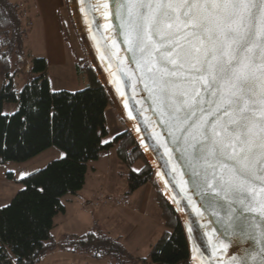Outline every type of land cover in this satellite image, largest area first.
<instances>
[{"label": "snow or ice", "instance_id": "1", "mask_svg": "<svg viewBox=\"0 0 264 264\" xmlns=\"http://www.w3.org/2000/svg\"><path fill=\"white\" fill-rule=\"evenodd\" d=\"M124 7L126 42L151 74L161 117L182 133L197 186L227 198L264 183V0H134ZM186 66L181 90L167 77Z\"/></svg>", "mask_w": 264, "mask_h": 264}, {"label": "trees", "instance_id": "2", "mask_svg": "<svg viewBox=\"0 0 264 264\" xmlns=\"http://www.w3.org/2000/svg\"><path fill=\"white\" fill-rule=\"evenodd\" d=\"M66 5L68 8V0ZM72 25L78 37L73 21ZM24 28L16 4L0 0V50L16 41L21 43ZM69 47L76 58L77 70L89 81V87L77 92L52 91L44 56L34 58L36 76L18 91L10 72V56L8 52L0 55V165L29 161L53 147L65 152L64 157L21 179L23 189L9 204L0 206V264H40L50 251L69 250L71 242L78 249L93 251L95 256L107 254L135 264H190L183 227L158 189L153 170L132 133L127 129L113 141L103 142V136L108 133L105 112L111 99L88 58L79 59L73 46ZM8 102H15L18 107L6 114L4 106ZM112 148H116L130 170L128 196L147 185L157 189L164 230L151 246L148 257H136L120 237L97 227L82 235H66L61 241L52 235L56 217L66 211L63 198L84 188L90 161L98 160L102 151ZM139 161L144 165L141 170H135L134 165ZM7 177L16 180L11 172Z\"/></svg>", "mask_w": 264, "mask_h": 264}, {"label": "water", "instance_id": "3", "mask_svg": "<svg viewBox=\"0 0 264 264\" xmlns=\"http://www.w3.org/2000/svg\"><path fill=\"white\" fill-rule=\"evenodd\" d=\"M68 2L98 80L151 166L162 196L179 218L189 246V263L264 264V183L256 181L225 198L223 193L216 194L218 189L194 182L182 133L161 117L151 74L142 61L138 66L141 53L125 39L130 19L124 6L134 0ZM252 2L260 4V0ZM153 60L157 67L162 66L157 57ZM190 71L186 66L184 73L167 78L176 80L183 90L188 88L183 79Z\"/></svg>", "mask_w": 264, "mask_h": 264}, {"label": "rangeland", "instance_id": "4", "mask_svg": "<svg viewBox=\"0 0 264 264\" xmlns=\"http://www.w3.org/2000/svg\"><path fill=\"white\" fill-rule=\"evenodd\" d=\"M62 17L68 45L73 46L79 59H83L84 57L88 58L82 41L80 40L81 46L78 40L79 34L77 30L78 37L74 31L69 2L68 8L62 12ZM28 35L24 32L21 43L16 41L11 47L0 50V55L8 52L11 58L12 69L10 72L13 74L15 86L18 91H21L36 76L33 72V61L35 57H40V55H36L35 53L39 52L41 46L39 43L36 45L31 44ZM21 56H25V58ZM51 79V89L54 92H77L89 87V81L86 76L80 73L73 65H69L65 73H57L52 70ZM6 105L4 112L9 114L11 105H16V103L8 102ZM105 117V125L108 133L103 136L104 143L113 141L117 134L128 129L113 102L108 105ZM52 149L54 150H47L42 153L43 156H40L45 157L44 162L30 164L29 161H26L22 163L8 162L7 164L16 171L18 177H23L40 169L38 166L42 165L45 167L49 162L47 160H51L54 156H57V158L65 156V152L61 148L53 147ZM59 154L61 157H58ZM143 165L144 163L139 161L134 165V169L141 170ZM129 173V168L121 169L111 166L110 160L108 159H102L101 162H98V160L90 161L87 185L79 192L81 193L82 199H76L74 203H71L68 200L73 197L72 194H68L63 198V203L69 206V214L67 216L60 215L57 219V221L63 219L64 223L61 228H57L55 231L53 230L55 236H60L61 234L63 236V230H68L69 232L71 230H78L80 232L79 235H82L90 231L88 229L90 226L97 224L99 229L104 233L111 232L110 235L114 237L124 236L125 238L124 240L122 239V242L136 257H148L151 250L149 242L153 238V226L151 228L152 230L149 231V226L145 225L143 217L138 211H134L133 207L129 209V212H125L124 210L129 200V196L127 195L129 190ZM8 185L16 188L14 195L24 187L19 182H15L14 184L9 183ZM8 193L4 191L5 195H2L1 198L3 196L5 198L1 199L0 206L7 205L11 202L14 195L13 197H8ZM87 200L92 201V204H86ZM98 200H101L99 202L100 204L95 205ZM132 203L134 205V202ZM68 249L63 250L58 248L56 251H50L40 264H135L132 261H126L124 258L121 259L107 254L103 257L95 256L93 251H87L82 248L78 249L72 242L69 243Z\"/></svg>", "mask_w": 264, "mask_h": 264}, {"label": "crops", "instance_id": "5", "mask_svg": "<svg viewBox=\"0 0 264 264\" xmlns=\"http://www.w3.org/2000/svg\"><path fill=\"white\" fill-rule=\"evenodd\" d=\"M11 1L17 4L20 0H11ZM66 8H67L66 0H29V9H30L31 17L33 19V26L28 32L29 35L28 34L27 35L30 38L31 44L36 45L37 43H39V45L41 46L39 52L35 54L44 56L47 59L48 75L51 82V87H52V79H51L52 70L56 71L57 73H65L68 70L69 65H73L74 67L77 68L76 58L71 48L68 45L67 34L65 33V27L63 23L62 12ZM1 87H2V79L0 76V90ZM6 106L7 105L5 104L4 109L6 108ZM17 107H18L17 105H11V108L8 113H12L16 111ZM49 150L51 151L54 149L51 148ZM40 156H43V154H40L39 156L35 157L36 159L33 158L29 160L30 164H37L38 162H44L45 157H40ZM58 157H61L60 154ZM34 159L35 161H33ZM56 159H60V158L54 156L51 160H47V161L51 162ZM102 159L110 160L111 166H115L121 169L127 168L126 165L119 158L116 148L114 149L112 148L110 150H104V152H101L98 162H101ZM41 167L43 166L42 165L38 166V168ZM94 169L96 170V168ZM9 172L13 173L16 180H11L7 177V173ZM24 177L25 176L18 177L16 171L13 168H11L7 163L0 165V201L2 198H5V196L1 198L2 195H5L4 191L5 193L8 192L11 193V194L8 193V197H13L16 188L14 186L12 188L8 184L9 183L14 184L15 182H19ZM87 182H88V173H87V180L85 186L87 185ZM72 195L73 197H71L68 200L71 203H74L76 199L79 198L82 199L81 193L72 194ZM132 202H134V205ZM86 204L91 205L92 201L87 200ZM125 206H127L124 207L125 212L126 211L129 212L130 211L129 209L133 207L134 211H138L140 213V215L143 217L144 220L143 222L145 223V225L149 226V231L152 230L151 228L153 226V238H151L149 242L151 248V246L161 237L164 230V221H163L159 201L157 198V189L153 185H147L139 189L138 191L129 195L128 203H126ZM68 214H69V206L66 205L65 213L59 214L56 217L55 227L53 229L54 231L57 228H61V226L64 223L63 219L57 221L59 216L60 215L67 216ZM95 227L99 228L97 224H94L90 226L88 229L91 230ZM137 227L139 228V226ZM63 232H64L63 236L62 234L60 236L59 235L55 236L54 232L52 231L53 238L56 241H61L66 235H79L80 233L78 232V230H71L70 232L68 230H63ZM107 233L110 234L111 232H107ZM120 238L124 240L125 237L120 235Z\"/></svg>", "mask_w": 264, "mask_h": 264}, {"label": "built area", "instance_id": "6", "mask_svg": "<svg viewBox=\"0 0 264 264\" xmlns=\"http://www.w3.org/2000/svg\"><path fill=\"white\" fill-rule=\"evenodd\" d=\"M16 9L20 11L23 20H24V26H25V33L28 34L30 31L31 27L33 26V19L30 14V9H29V0H20L16 4ZM101 202V200H98L95 205H98V203ZM106 203V202H105ZM100 204V203H99Z\"/></svg>", "mask_w": 264, "mask_h": 264}]
</instances>
